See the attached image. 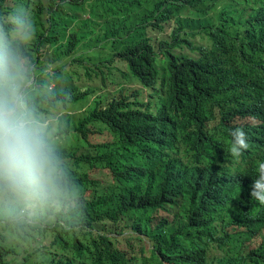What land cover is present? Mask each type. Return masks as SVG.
<instances>
[{
    "label": "trees",
    "instance_id": "trees-1",
    "mask_svg": "<svg viewBox=\"0 0 264 264\" xmlns=\"http://www.w3.org/2000/svg\"><path fill=\"white\" fill-rule=\"evenodd\" d=\"M105 1L113 0H35V17L41 31H58L70 46L98 45L120 34L122 42L133 45V62L143 64L139 80L145 85L162 78L169 99L161 114L162 100L142 91L108 104L97 100L58 128L62 143L55 148L65 167L66 189L72 187L66 194L84 199L71 215L46 206L56 216V239L63 245L68 234L78 254L66 257L68 245L50 253V264H133L134 259L135 264H264V207L250 197L251 181L264 159V10L242 23L231 0H224L222 23L204 28L213 40L211 52L194 63L179 49L197 34L199 0H116L104 10ZM162 6L167 8L158 13ZM182 8L193 16L181 19ZM167 12L177 17V27L156 46L150 24ZM103 26L105 33L94 38ZM92 123L103 125L110 138L88 140ZM235 128L248 136L249 147L239 156L231 154ZM222 158L226 170L219 165ZM98 168L110 171L105 184L92 176ZM1 204L11 214L0 213L3 230L43 228L42 214L22 227L16 213L27 206ZM175 206H180L177 211L167 210ZM151 207L164 210L153 215ZM98 224H115L118 231L131 224L150 239L152 255L133 257L116 248L111 236L94 231ZM231 225L237 229L230 231ZM257 236L261 241L249 248ZM34 254L0 231V264H37Z\"/></svg>",
    "mask_w": 264,
    "mask_h": 264
},
{
    "label": "clouds",
    "instance_id": "clouds-1",
    "mask_svg": "<svg viewBox=\"0 0 264 264\" xmlns=\"http://www.w3.org/2000/svg\"><path fill=\"white\" fill-rule=\"evenodd\" d=\"M34 1L0 0V202L12 207L19 205L46 207L58 202L63 206H54V211L59 209L60 213L65 209L66 204L75 203L74 210L77 206L81 207L83 197L80 194L75 196L72 192L66 194L67 190H72V187L66 189L65 167L55 148L62 143L60 134H56L58 128L69 125L71 118H77L85 113L88 106L97 100L108 104L122 95L142 91L146 96H157L162 100L161 114L166 109L169 96L162 78L153 79L145 85L139 80L138 67L143 64L133 62V45L122 42L119 38L120 34L110 36L98 45L85 46L84 43H78L70 46L67 39L60 40L58 31L49 33L41 31L38 19L35 17ZM115 3L116 0H113L112 4L105 1L102 8L108 10L111 6L114 7ZM198 3L197 34L189 36L188 39L192 43L187 42V45L179 49V54L194 58V63L203 62L202 60L211 52L213 40L204 28H214L222 23L224 16L222 11L224 0H199ZM231 3L237 13V21L242 23H247L249 16L264 10V0H231ZM166 8L162 6L157 11L159 13ZM41 16L45 19L47 14L42 13ZM192 16L189 11L182 8L181 19ZM177 21V17L167 12L164 18L155 19L150 26L152 30L163 31L165 25H170L171 33L177 27ZM245 27V25L239 27L241 35L235 44L236 47L240 45ZM105 31V26L98 28L93 37L95 38L97 33L104 34ZM170 33L158 42L151 35L152 43L158 46L162 40L170 39ZM198 36L208 39L209 44L201 42L197 39ZM45 46L53 50L48 58L49 61L62 62L52 71H47L48 64L42 58V48ZM104 49H109L106 56L103 55ZM158 57H163L161 52ZM114 59H119L127 69L125 76L128 80L119 88L118 97L106 100L101 96L89 97L91 93L89 90L81 91L82 86L91 85L96 81V77H102V80L110 79L111 64ZM182 62L180 61L179 64ZM78 65L86 70L88 81L85 84L73 82ZM129 78H133L134 81ZM80 101L84 105L80 106ZM60 105L66 107L77 105L83 108V112L57 115ZM37 107L41 108V111H37ZM87 127L89 134L90 127L89 125ZM231 135L233 138L231 154L239 156L249 147L247 133L241 128H235ZM219 165L226 170L228 162L222 158L219 160ZM258 168L250 184V197L255 204L264 207V159L259 162ZM172 199L175 201L177 198ZM179 207L175 206L167 210L175 212ZM148 210L154 215L164 209L156 210L155 207H151ZM129 229L131 230L129 234L119 231L120 236L129 238L131 243L136 240L139 248L151 244L150 239L135 232L131 224ZM236 229L234 225L229 228L230 231ZM99 234L106 235L102 232ZM110 236L115 247H119L115 239L120 236L116 237L113 234Z\"/></svg>",
    "mask_w": 264,
    "mask_h": 264
},
{
    "label": "rangeland",
    "instance_id": "rangeland-1",
    "mask_svg": "<svg viewBox=\"0 0 264 264\" xmlns=\"http://www.w3.org/2000/svg\"><path fill=\"white\" fill-rule=\"evenodd\" d=\"M171 26L165 25V29L163 31L158 29H150L149 33L152 35L156 42H158L162 38H166L170 33ZM201 42L205 44H209L208 39L205 37L201 38L200 36L197 37ZM43 49V56L42 58L44 61L48 64L47 71H52L55 69L58 65H60L61 61H49L48 58L52 55V48L49 46H45ZM109 53V49L103 50V55H107ZM91 63V61H90ZM91 65V64H89ZM69 68V66H68ZM112 68V77L110 79H104L102 80V77H96L95 82H93L91 85L82 86L80 89L81 91H91L89 97L93 96H101L103 99L111 100L113 97H118L117 93L119 91V88L124 85L127 82V77L125 76L126 73V67L119 59H114V62L111 64ZM77 73L75 74V77L73 79V82L75 84H85L87 83V77H86V70L78 65V68H76ZM130 80H133V78H129ZM57 86V84H56ZM49 89V88H48ZM79 105L82 106L84 103L82 101L79 102ZM77 112H83V108L78 107L77 105H70L68 107L60 105V108L58 110V114H62L63 116L67 113H77ZM90 126V132L88 134V140L94 139L95 141H98V143L101 142V140L109 139L110 135L107 132V129L97 123L89 124ZM87 139L86 137H84ZM71 141V140H69ZM87 169H89L87 167ZM91 169L88 170L90 172ZM92 176L97 178L99 181L105 184V181H108L111 179L110 171L107 169H100L93 170ZM96 184L92 185L91 188H95ZM89 188V187H88ZM87 188V189H88ZM84 199V198H82ZM50 206V205H49ZM53 206H63L62 203H56ZM75 203L73 204H66L65 209L61 211L60 213H67L71 215L74 211ZM32 211H28V208H21L19 209V212L16 213V219L17 221L23 226H26L27 223H33L38 220L37 219L41 214L44 217L45 222L43 223V228L37 232H34V229L28 228L26 231L16 229L14 232H10L7 230H3V228L0 226V231L6 236L9 237L11 240H14V242H17L19 246L24 248L26 250V253L34 252L33 258L35 261L39 262L37 264H50V253L52 252H62L63 247H66L69 245L65 252L67 255L66 257H74L78 254L74 250V246L72 243L73 240L69 237L68 234L64 233L63 235L66 238V241L63 242L62 245L57 239L56 235L57 232L53 229V227H56V216L52 213H47L46 207H32ZM0 213L11 215L7 212V208L4 205H0ZM57 213H59V209H55ZM158 213V212H157ZM157 213H154L157 214ZM67 226V225H66ZM70 226V225H68ZM20 228V227H19ZM65 229V227L63 226ZM79 228V227H76ZM94 231L102 232L106 235H115L116 237H119L121 233L118 231V227L115 224L111 225H104V224H98L96 229ZM131 232L130 229H127L123 231V234H129ZM63 233V232H62ZM83 233V232H82ZM80 236L83 237L81 234V231L78 232ZM129 239V238H128ZM261 241V237L257 236L252 241L248 243V247L252 248L259 244ZM116 243H119V245L125 249L130 251V254L133 257H137L138 255H141L142 252L147 256L150 257L152 255L151 252V244H145L144 249L141 251L140 248L136 245L137 242L134 241L133 246H130V243L125 239L123 236H120V238L115 239ZM5 245L10 248L12 246V243L6 242ZM62 254L57 255L56 257H60ZM133 264H135L137 259L133 260Z\"/></svg>",
    "mask_w": 264,
    "mask_h": 264
}]
</instances>
